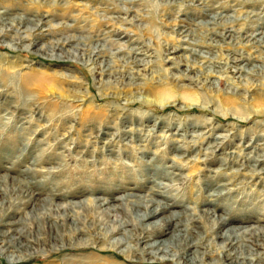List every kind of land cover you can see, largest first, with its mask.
Wrapping results in <instances>:
<instances>
[{"label": "rangeland", "instance_id": "374dc122", "mask_svg": "<svg viewBox=\"0 0 264 264\" xmlns=\"http://www.w3.org/2000/svg\"><path fill=\"white\" fill-rule=\"evenodd\" d=\"M259 31L264 0H0V233L13 244L0 248V264H180L192 251L135 263L124 245L99 239L102 226L133 211L102 220L103 207L75 206L62 219L44 208L93 198L176 203L203 237L194 264L231 252L213 238L223 226L186 210L213 208L227 225L259 228L249 233L255 244L233 245H245L235 253L241 264H264V38L251 36ZM133 220L126 246L167 237V226L144 231ZM59 221L92 230L65 226L59 238L48 230Z\"/></svg>", "mask_w": 264, "mask_h": 264}, {"label": "bare ground", "instance_id": "6f19581e", "mask_svg": "<svg viewBox=\"0 0 264 264\" xmlns=\"http://www.w3.org/2000/svg\"><path fill=\"white\" fill-rule=\"evenodd\" d=\"M212 19H215L216 15L214 14L213 16H210ZM209 23V22H207ZM225 32V31H224ZM219 34L220 36L224 35V33H216ZM254 35H260V38H264V32L263 31H259L256 34H252L251 36L254 37ZM258 39V40H259ZM188 41V40H186ZM189 42V41H188ZM192 43V42H189ZM11 47V46H9ZM201 56V55H200ZM230 60V59H229ZM230 61L237 63L236 59H231ZM191 68L189 67L188 70H190ZM185 71V70H183ZM233 73V77L234 75H238L235 76L237 78L241 77L240 75V68L236 67L234 70H231ZM182 72V71H181ZM249 73V71H247ZM184 73V72H182ZM192 81V80H190ZM195 82V81H193ZM197 84H195L196 86ZM174 106V105H172ZM191 106V105H189ZM188 105L186 106V108L189 107ZM195 107V106H193ZM225 134L219 133L216 135V139H221L224 137ZM252 141V140H251ZM264 157V154H263ZM258 161L264 160L263 159H257ZM264 170L261 169L258 173H263ZM24 183V182H23ZM163 185H166V183H164ZM214 192V191H213ZM220 192V191H219ZM78 195V194H77ZM209 195H219L218 192H214V193H209ZM70 196V195H67ZM72 196V195H71ZM49 200H46L48 205L45 204V209L50 211H55V212H60L62 213L60 218L63 217L64 212L66 213L67 209H71L75 206L78 207H82V208H89L91 210H96V208L98 207H103V211L101 213L102 216V220L106 219V217L108 215L113 216L114 214L118 213L119 210L121 209L124 213H130V212H134L135 217H130L127 215L126 219H112L111 221H113L112 224L110 225H104L102 226V233L100 232V234L102 236H99V239L101 238V241H105L104 239H106V241L104 242V244H109L112 247H117L120 245H124V248H126L125 250H121L120 253L121 255L126 256L127 258H130V261H133L135 263L138 262H146V263H155L157 260H163L162 258L164 257V255L162 253H167L168 251L172 252L173 254H171V256H178L180 255V253H185L187 250H191L192 251L188 254L185 255L186 258L179 260L180 264H194V262L196 261H202L203 259V255L204 253H201L199 250H197L195 248L197 243H201L203 240V237L199 236V233L196 234H191V229L190 227H188V221H190V219H185L182 220L179 219L183 213L185 211L181 210H175L172 209L173 207H176V203H172V204H168L167 202H165V200H155L152 198H146L143 199L142 202L140 201H130L127 205L125 206H115L109 203V201H106V199L104 198H93L89 201L83 202L82 200H78V201H74V202H51ZM205 201H209L208 199H206ZM154 205V207H153ZM195 206V205H194ZM186 207V210H190L192 213L194 214H198L199 216L202 217H208V219L211 220V222L213 223V225L217 228H220L223 226L222 229L218 230L215 232V237H218L221 239V245L218 246L219 249H221L224 252H227L228 250H230V253H223L222 259L219 261L215 260L212 262V264H220L223 263V261H228V264H241L242 262H238V256L236 257L235 253L240 251L239 246H243V244L240 245H233V243H237V241L239 242L240 239L243 238L244 241L246 242H251V244H255L256 242L251 241V237L249 235V233H256L258 232L259 228L254 229V227H248V226H234V225H227L228 223H231V219L229 218H225L222 215H217L215 214V210L213 208H206L203 209L202 211H198L197 207ZM138 207L143 208L142 211H139V209H137ZM124 208V209H123ZM197 208V209H196ZM130 211V212H129ZM167 211L168 214L166 215H162L163 212ZM107 213V214H105ZM185 214V213H184ZM191 214V213H190ZM193 216V215H192ZM72 217V218H70ZM63 219V218H62ZM69 220L72 221H78L77 220V216L76 215H71L68 216ZM101 217L97 220H100ZM133 219H137L138 221L143 222V230L144 231H152V230H158V231H162V226L165 225L167 226L166 228V236L167 237H159L156 238L154 241H150L151 239L148 240H142L140 241L142 244V247L138 248V245H135L133 243V245L135 246H126L125 244L128 242H132L134 240V236L131 232L124 230L125 226H129L131 224H133L134 221ZM194 218H192L193 220ZM96 220V221H97ZM101 221V220H100ZM175 221V222H174ZM231 221V222H230ZM68 221H59L58 223H52L50 224L48 230L52 231V233L54 232L55 236H58L59 238H63V227H67V234H75V233H87V231H89L91 228L89 226H85V225H81V226H73L71 224V222L69 223H65ZM99 222V221H97ZM179 226H181L182 228H178ZM52 229V230H51ZM258 229V230H257ZM261 229V228H260ZM92 230V229H91ZM97 233V231H96ZM119 233L120 237L119 238H114L111 239V237L115 234ZM10 234V233H9ZM96 235V234H95ZM156 235V237L160 236ZM97 236V235H96ZM103 238V239H102ZM55 239V238H54ZM64 239V238H63ZM62 239V240H63ZM92 239V238H91ZM95 239V238H94ZM92 239V240H94ZM217 239V238H216ZM0 240H1V246L0 248H4L5 250L8 249L9 247H11V245H13L12 243H10V241L5 240L4 239V234L0 233ZM90 240V239H89ZM170 241L174 244L172 245L170 243ZM90 243V242H89ZM144 243V244H143ZM10 244V245H9ZM18 246L16 247L19 248L21 247V245L24 244H17ZM234 246V248H233ZM247 247H249L248 245H246ZM129 247V248H128ZM128 248V249H127ZM250 250H252L250 253L248 252L247 255H252L253 257H255L254 254L258 253L257 251L254 252L255 250L253 248H249ZM138 251L140 253L141 256H139V258L136 259H132L131 260V256L130 253L132 251ZM3 251V250H2ZM103 251V250H102ZM166 255V254H165ZM145 256H150L152 257L150 260L149 259H145ZM170 256V255H169ZM11 257V255H10ZM135 257V256H134ZM244 257L242 256V259ZM248 259V258H247ZM107 261V260H106ZM132 262V263H133ZM97 264V263H96Z\"/></svg>", "mask_w": 264, "mask_h": 264}]
</instances>
